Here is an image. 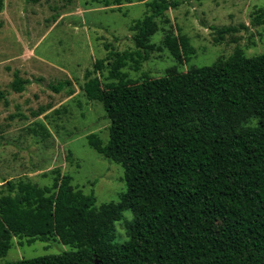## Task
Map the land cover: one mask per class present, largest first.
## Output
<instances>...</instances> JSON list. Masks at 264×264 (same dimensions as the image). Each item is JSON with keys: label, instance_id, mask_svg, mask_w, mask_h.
<instances>
[{"label": "trees", "instance_id": "obj_1", "mask_svg": "<svg viewBox=\"0 0 264 264\" xmlns=\"http://www.w3.org/2000/svg\"><path fill=\"white\" fill-rule=\"evenodd\" d=\"M177 3L151 2L137 41ZM115 57L84 72L85 95L109 119L105 141L96 132L86 140L120 163L125 190L95 209L93 192L73 187L59 168L51 186L7 180L0 254L11 231L40 240L55 234L73 247L0 264H264V52L236 47L211 64L135 82L120 77ZM104 68L109 81L101 84L92 74ZM28 82L15 73L11 87ZM127 209L126 237L114 241V222Z\"/></svg>", "mask_w": 264, "mask_h": 264}, {"label": "rangeland", "instance_id": "obj_2", "mask_svg": "<svg viewBox=\"0 0 264 264\" xmlns=\"http://www.w3.org/2000/svg\"><path fill=\"white\" fill-rule=\"evenodd\" d=\"M153 1L0 0V185L24 179L51 186L59 168L73 187L93 192L95 209L118 200L126 188L120 163L86 140L90 132L108 136L102 103L83 90L96 59L116 56L120 77L135 82L170 67L211 64L236 47L247 56L264 52V0H177L153 17L140 43L138 27ZM15 73L29 80L21 91L11 87ZM92 75L109 81L106 68ZM132 218L127 209L114 222V241L125 239ZM72 247L55 234L40 240L11 231L0 263Z\"/></svg>", "mask_w": 264, "mask_h": 264}]
</instances>
